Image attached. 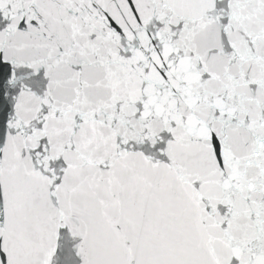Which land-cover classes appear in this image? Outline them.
I'll list each match as a JSON object with an SVG mask.
<instances>
[{
	"label": "snow or ice",
	"instance_id": "obj_1",
	"mask_svg": "<svg viewBox=\"0 0 264 264\" xmlns=\"http://www.w3.org/2000/svg\"><path fill=\"white\" fill-rule=\"evenodd\" d=\"M0 264H264V0H0Z\"/></svg>",
	"mask_w": 264,
	"mask_h": 264
}]
</instances>
